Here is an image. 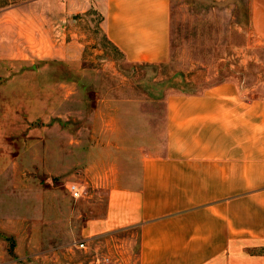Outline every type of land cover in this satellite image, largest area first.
Returning a JSON list of instances; mask_svg holds the SVG:
<instances>
[{"label": "crops", "instance_id": "1", "mask_svg": "<svg viewBox=\"0 0 264 264\" xmlns=\"http://www.w3.org/2000/svg\"><path fill=\"white\" fill-rule=\"evenodd\" d=\"M100 1L104 34L125 65L168 58L172 0ZM41 2L49 6L41 10ZM91 3L3 7L2 17L19 36L4 41L8 57L74 63L72 46L57 29L75 17V5ZM249 14L251 37L264 44V0H249ZM58 70L35 73L58 77ZM83 74L86 183L107 192L85 231L114 253L110 264H264L262 85L228 79L198 93L142 96L138 85L104 84L87 68ZM51 82L61 86L58 78Z\"/></svg>", "mask_w": 264, "mask_h": 264}, {"label": "rangeland", "instance_id": "2", "mask_svg": "<svg viewBox=\"0 0 264 264\" xmlns=\"http://www.w3.org/2000/svg\"><path fill=\"white\" fill-rule=\"evenodd\" d=\"M33 1L0 0V9ZM79 7L57 29L72 46L69 64L8 57L4 41L19 36L0 11V264H94L114 256L86 238L107 193L86 183V68L104 84L138 85L142 96L198 93L228 79L262 85L264 95V44L249 32V0H172L168 58L133 66L104 34L102 1ZM40 67L59 75L36 76ZM70 183L82 198L72 197Z\"/></svg>", "mask_w": 264, "mask_h": 264}, {"label": "built area", "instance_id": "3", "mask_svg": "<svg viewBox=\"0 0 264 264\" xmlns=\"http://www.w3.org/2000/svg\"><path fill=\"white\" fill-rule=\"evenodd\" d=\"M68 190L71 193L72 197L75 199H79L83 197V190L82 188L76 184V183H70L68 186ZM80 248H85L86 244L85 242H81L79 244ZM111 260L109 257H103L100 259H97L94 264H110Z\"/></svg>", "mask_w": 264, "mask_h": 264}, {"label": "trees", "instance_id": "4", "mask_svg": "<svg viewBox=\"0 0 264 264\" xmlns=\"http://www.w3.org/2000/svg\"><path fill=\"white\" fill-rule=\"evenodd\" d=\"M110 43V42H109Z\"/></svg>", "mask_w": 264, "mask_h": 264}]
</instances>
